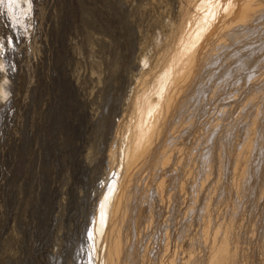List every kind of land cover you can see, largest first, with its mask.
<instances>
[{"label":"rangeland","instance_id":"1","mask_svg":"<svg viewBox=\"0 0 264 264\" xmlns=\"http://www.w3.org/2000/svg\"><path fill=\"white\" fill-rule=\"evenodd\" d=\"M184 6L0 0V264H100L99 208L122 174L128 109L190 16H181ZM187 133L180 145L195 135Z\"/></svg>","mask_w":264,"mask_h":264},{"label":"bare ground","instance_id":"2","mask_svg":"<svg viewBox=\"0 0 264 264\" xmlns=\"http://www.w3.org/2000/svg\"><path fill=\"white\" fill-rule=\"evenodd\" d=\"M192 1L132 97L100 264H264V0Z\"/></svg>","mask_w":264,"mask_h":264}]
</instances>
